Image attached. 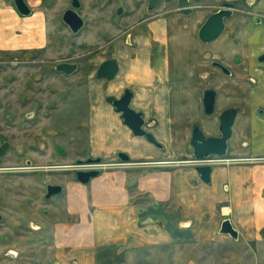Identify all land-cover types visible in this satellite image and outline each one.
<instances>
[{
  "label": "crops",
  "instance_id": "1",
  "mask_svg": "<svg viewBox=\"0 0 264 264\" xmlns=\"http://www.w3.org/2000/svg\"><path fill=\"white\" fill-rule=\"evenodd\" d=\"M46 1L53 0H28L36 9ZM44 15L45 10L38 11L24 23L11 5L1 10L0 47L43 46L48 32ZM19 30H24L23 36H18ZM187 37L196 41L186 32L169 33L172 46L166 67L160 68L159 57L138 61L130 66L131 78L125 82L136 93L133 107L144 112L148 131L159 145L135 136L107 104V96L98 99L100 107L87 117L83 132L75 134L71 160L88 154L112 161L124 153L134 165L102 170L88 185L68 180L52 227L54 264H107L106 252L116 249L120 257L125 247L165 244L171 239L170 233L164 234L170 222L177 220L183 230L196 229V221L205 214L230 217L240 237L264 236V73H257L261 86L241 83L235 93L218 98L217 113L207 116L203 52L195 48L194 58L189 57L187 43H194ZM231 108L238 113L227 157L239 161L215 165L210 183L191 166L161 163L193 155L190 139L195 125L207 137L221 136V114Z\"/></svg>",
  "mask_w": 264,
  "mask_h": 264
},
{
  "label": "rangeland",
  "instance_id": "2",
  "mask_svg": "<svg viewBox=\"0 0 264 264\" xmlns=\"http://www.w3.org/2000/svg\"><path fill=\"white\" fill-rule=\"evenodd\" d=\"M134 1L129 0V9H134ZM86 2L84 14L87 27L84 33L74 37L62 24L60 15L57 16L65 8V3L61 2L60 6H57L58 10H54L47 1L37 9L31 5L36 12L45 10L48 14V43H45L47 46L41 50H27L25 54L14 52L0 58L11 61L26 60V64L21 66L13 67L11 64L2 66L0 105L3 98H9L10 113L13 114L31 108L34 103L38 105L41 116L39 119L44 126L43 141L46 142L44 157L38 158L39 161H57L63 165L72 163L69 150L76 144L75 134L78 131L83 132V127L88 125L87 117L91 112H87L85 107L87 103L97 108L100 105L98 99L107 96V104L113 108L112 99L121 96L126 88H130L125 84L131 78L129 68L138 61H155L159 57V61H162L160 68L166 67L169 45L172 46L168 38L169 33L173 36L178 32L183 34L186 32L187 36H194L193 41L196 40V44V41L191 42L187 37L188 41L194 43L192 45L187 43V50L190 51L188 56L194 58L195 48L197 52H203V96L208 89L213 88L217 92L216 111L218 98L222 99L224 94L235 93V89L241 83L251 82L252 88L261 86L257 73H264V64H259L257 58L264 53V0H190L191 13L183 15L172 11L170 16L160 15L131 30L130 45L126 44L122 33L127 25L137 21L140 23V18L147 15L143 9L129 10V17L117 23L113 19L117 4L113 2L110 4V0H86ZM234 2L235 11L226 19V28L221 37L212 43L201 42L198 32L207 17L225 3ZM168 6L171 9L178 7L174 0H171ZM164 10L163 4L155 12L162 13ZM82 52H90V54L84 55ZM73 53L84 55L78 59L80 72L73 76L57 72L54 62L72 56ZM109 57L119 59L121 71L112 81L99 80L96 77V70L101 62ZM213 61L220 62L232 72V75L214 67ZM8 78H10L9 82L6 81ZM25 104L26 106L22 108L21 106ZM37 121L36 118L35 124ZM35 124L31 125L35 126ZM47 126L51 129L54 127L52 133L46 130ZM9 136L15 149L10 151L5 161L13 167L21 163V159L16 155L20 136L14 132ZM58 146L60 148L57 154L55 148ZM64 148L67 153L59 154ZM193 158L192 155L184 159ZM186 165L193 168L196 166ZM72 174L75 172L65 169L43 172L42 183L45 181L65 183ZM36 182H41L36 173L0 174V215L2 216L0 264H54L51 257L52 227L59 216L56 214V218L50 219L43 213V209H49L48 203L43 200L42 193L36 195L33 191L43 192L45 186L44 184L38 186ZM20 194L25 197H21ZM31 195L35 198L39 197L31 199ZM226 219L230 217L224 216L221 219L220 216L215 218L205 214L201 222L196 221V229L184 230L178 227L177 220L172 221L167 225V229L165 228L164 234L171 235V239L164 242L165 244L158 241L138 248L125 247L120 250V257L115 255L116 249H112L105 253L107 260L105 262L107 264L113 261L121 264H264V236L251 240L239 237L236 240L220 232L221 225ZM230 220L232 222V219ZM38 226L41 229H36ZM66 256L70 257V254ZM129 257L132 261L127 259Z\"/></svg>",
  "mask_w": 264,
  "mask_h": 264
},
{
  "label": "flooded vegetation",
  "instance_id": "3",
  "mask_svg": "<svg viewBox=\"0 0 264 264\" xmlns=\"http://www.w3.org/2000/svg\"><path fill=\"white\" fill-rule=\"evenodd\" d=\"M25 1L30 6V9L32 11L30 15H22L16 7L15 0H0V11L5 9L7 6L11 5L12 8L14 9V11L17 13L18 17L21 19V21L25 23L27 19L33 18L35 16V13H36V10L32 8V6L29 4L28 0H25ZM174 1L177 2V5H178V7L175 9H171V7L168 6L171 4V0H161L160 2H158L157 4L152 6L154 8H151V1L150 0H135L133 2L134 9H129V6H130V5H128L129 0H110V4L112 2L117 4V6L114 10V13H113L114 14L113 19L117 23H119V21H121L125 17H129V12H130L129 10L140 11L141 9H143L145 11V13L147 14L146 16H143L140 18V23L137 21V22L133 23L132 25H127L124 32L122 31L123 32L122 36H125L124 39H125L126 44L130 45L132 43V35H131L130 31L134 30L137 26H139L140 24H142L146 21H152L156 17H159L160 15H162L163 17L170 16V13L172 11H177L178 14H183V15L184 14L186 15V14H189L192 12V7L190 5L191 2L187 7L182 8L179 5V0H174ZM50 3H51V6L54 8V10H58L57 6L60 3L58 4L56 0L50 1ZM86 3H87L86 0H67L65 2V4H66L65 8H63L62 11L57 15V16L60 15L62 24L65 26V28L69 32V34H71L73 37L75 35H80L81 33H84V30L87 27L86 16L84 14V9H85ZM163 4L165 5V10L162 11V13L161 12L156 13L155 11L158 8H160V6ZM234 5H235V2H234ZM143 6H144V8H143ZM223 7H221V8H223ZM187 9L190 10L189 13L184 12ZM220 9H218L217 11H219ZM69 11H75L84 22L83 27L77 33H75L74 30L70 27V25L65 21V15ZM212 14H214V13H212ZM47 15H44V18L46 19L47 25H48V19H47L48 16ZM211 15H209L207 17L206 21L208 20V18ZM225 23H226V20H225ZM204 24L205 23H203L202 26ZM202 26L200 27V29L202 28ZM200 29H199V32H200ZM18 32H19L18 36H23L24 30H21V31L19 30ZM199 32H198V38L201 42H203L199 37ZM46 38H47L46 42L48 43V32H47ZM215 41H213V42H215ZM204 43H206V42H204ZM210 43H212V42H210ZM46 46H47V44H45L43 46L42 45L41 46L40 45H38V46H22V47H18V48H10L9 46L0 47V58L3 57L4 55H9V54L14 53V52L25 54L27 50H41L42 48H45ZM82 53L84 55L90 54V52H87V53L82 52ZM76 54L73 53L72 56H69L65 59H61L60 61H55V62L51 61V63H53V62L55 63V70L57 72L65 74L67 76H73L76 73L80 72L81 69H80V63L78 62V59H81L84 56V55H76ZM262 56H264V53L259 55L257 58V61L259 62V64H262V63L264 64V61L260 60V58ZM5 58L8 59V57H5ZM108 60H115L118 63V73L116 75V77H117L121 71V65H120L118 58H114V57L106 58L103 60V62H101L99 67L102 65V63H104ZM4 64H6L7 66H9L11 64V65H13V67H16L18 65L21 66V65L26 64V60L21 61L20 59H18V61H14V60L11 61L9 59L8 60H6V59L4 60L3 58L0 59V73H1V71H3L2 66ZM62 64L76 65V69L72 73H66L65 71H59L58 67ZM218 64H221V63L218 61L212 62V65L214 67L220 68ZM222 66H224V65H222ZM99 67L96 70L97 79L112 81L116 78L115 77L112 80H109L106 78H102V79L98 78L97 74H98ZM229 75H232V72ZM6 81L9 82L10 78L6 79ZM250 81H255V79H250ZM127 90L132 91L133 96H132L131 107L133 109H135L133 107V100L136 96V93L132 88H126L124 90V93L121 96L112 99L113 109L115 108L114 101L122 98L125 95ZM9 97H10V95H9ZM10 101L11 100L9 98H6V99L3 98V101L1 102V105H0L1 106V109H0V174H6V173H11V172L18 173V174H20V173H34L35 174L36 173V176L41 180L40 183L36 182V184L38 186L44 184L45 190L43 192L37 191V190H35L33 192H35L36 195L37 194L39 195V193H42L43 200L45 201V203H48L49 209H47V208L43 209V213L46 215V217H48L50 219L56 218L58 208H61L62 197L66 193L64 186H66L65 184L67 182H65V183H63V182L50 183L49 181H45L44 183H42L43 182V172L59 171V170H64V169L70 170V171L75 172V174H72L71 180H73L75 183H78V184L88 185L92 180L87 184H83L78 180L77 173L80 171L86 172V171L92 170L91 168H89V165L103 164L106 166V168H104L102 170H107V169H119V168H121L119 165L123 162L132 163L130 160L124 159L125 157H129L128 155H126L124 153L119 154L118 158L115 160H112V161H105L102 157H91V156L86 155V154H84L83 157H79L75 160H71L70 162H72V163H66L64 165L59 164L57 161H55V162L39 161L40 159H38V158L44 157L43 156V150L45 149L46 142L43 141L44 126L42 125L43 122L40 121V119H39V117L41 118V116H40V113L38 112V105L36 103H34L31 108L23 109L22 111L20 110L18 112V114H13V113H10V107H11ZM90 105L91 104L87 103V106H85V107H87L88 113H90V112L94 111V109H96L95 106H90ZM25 106H26V104L24 106H21V107L24 108ZM102 106L104 107V105H102ZM98 107H100V105ZM231 109H235V108H231ZM84 110L86 111L85 108H84ZM135 110L138 112H143V111H140L137 109H135ZM227 110H229V109H227ZM235 110H237V109H235ZM115 111L117 112L116 108H115ZM117 113H119V112H117ZM119 114L122 116L121 113H119ZM144 117H145V115H144ZM36 118L38 119V121L35 124ZM11 123L13 125H11ZM32 123H34L35 126H32L31 125ZM196 126H199V125H195V127ZM52 128L54 129V127H52ZM194 128H193V130H194ZM53 129H51L49 126L46 127V130H48L51 133H52ZM146 130L148 131V128H146ZM12 132H14L15 134H19V136H20V142L18 144V150L16 151V155H17V157H19L21 159L20 165L13 166V167L8 165L5 161V157L10 153V151L15 149L14 144L10 140V136H9V134ZM192 134H193V132H192ZM58 148H60V146L55 148V152L57 154H58ZM66 153H67V151L64 148V150L59 154L63 155ZM55 156H56V154H55ZM92 160H99V161H92ZM260 160H263V159H260ZM146 164H149V163H146ZM98 170H100V173H101L102 170L101 169H98ZM49 185H60L63 187V189L61 192L55 193L52 196L48 197ZM20 195H21V197H25V196H22V194H20ZM33 195H31L32 196L31 199L35 196V195L34 196ZM38 197L39 196H36V198H38ZM55 198H58V199L55 201L54 200ZM41 203L42 202H39V204H41ZM225 215H228V214H225ZM0 221H2L1 215H0ZM36 229L39 230V229H41V227L38 226V227H36Z\"/></svg>",
  "mask_w": 264,
  "mask_h": 264
},
{
  "label": "water",
  "instance_id": "4",
  "mask_svg": "<svg viewBox=\"0 0 264 264\" xmlns=\"http://www.w3.org/2000/svg\"><path fill=\"white\" fill-rule=\"evenodd\" d=\"M151 8H154L155 4L161 0H150ZM16 7L22 15H30V6L25 0H15ZM190 4V0H179L180 7H187ZM235 11L234 3H226L223 8L212 14L205 24L202 26L199 32V37L203 42L210 43L215 41L226 28L225 20L233 15ZM189 13L190 10L184 11ZM65 21L70 27L77 33L84 25L83 20L75 11H69L65 15ZM264 61V56L260 58ZM219 67L227 74H231L230 70L226 67L218 64ZM59 71H65L66 73H72L76 69V65L62 64L58 67ZM118 73V63L115 60H108L99 67L98 78H106L112 80ZM132 91L127 90L125 95L114 101V106L117 112L122 114L124 124L134 133L137 137H145L148 141L155 145H159L155 136L146 130L147 121L143 112H138L131 107ZM217 92L212 89H208L204 93V108L205 114L212 116L216 111ZM237 110L229 109L221 114L219 130L221 136L207 137L199 126H196L192 134V149L193 157L195 159H207L212 156L225 157L228 155V143L232 138L233 126L237 116ZM124 159L130 160L129 157ZM99 161V160H92ZM195 171L200 175L202 181L210 183L213 167L211 165H196ZM100 175V170L92 169L90 171H80L77 173L78 180L83 183H89L93 178ZM49 195L52 196L55 193L62 191L63 187L60 185H49ZM221 233L228 234L232 238L238 240L240 237L239 231L234 228L230 219L223 221L221 225ZM14 254V253H13Z\"/></svg>",
  "mask_w": 264,
  "mask_h": 264
},
{
  "label": "built area",
  "instance_id": "5",
  "mask_svg": "<svg viewBox=\"0 0 264 264\" xmlns=\"http://www.w3.org/2000/svg\"><path fill=\"white\" fill-rule=\"evenodd\" d=\"M239 161V159H232V158H226V157H209L207 159H190V160H186V159H180V160H176V161H168V162H162L165 163L166 165H173V166H183L186 164H192V165H219V164H229V163H234ZM146 164V163H143ZM134 165V163H129V162H123L121 163L119 166L121 168H126L129 166ZM89 168L91 169H104L106 168L105 165L103 164H94V165H89Z\"/></svg>",
  "mask_w": 264,
  "mask_h": 264
}]
</instances>
